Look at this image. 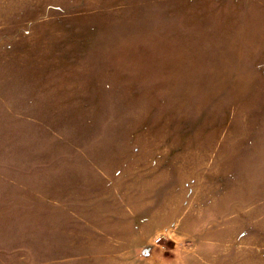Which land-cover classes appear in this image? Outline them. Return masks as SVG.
<instances>
[{
    "label": "rangeland",
    "instance_id": "rangeland-1",
    "mask_svg": "<svg viewBox=\"0 0 264 264\" xmlns=\"http://www.w3.org/2000/svg\"><path fill=\"white\" fill-rule=\"evenodd\" d=\"M0 264H264V0H0Z\"/></svg>",
    "mask_w": 264,
    "mask_h": 264
},
{
    "label": "built area",
    "instance_id": "built-area-1",
    "mask_svg": "<svg viewBox=\"0 0 264 264\" xmlns=\"http://www.w3.org/2000/svg\"><path fill=\"white\" fill-rule=\"evenodd\" d=\"M156 241H157V239H156Z\"/></svg>",
    "mask_w": 264,
    "mask_h": 264
}]
</instances>
